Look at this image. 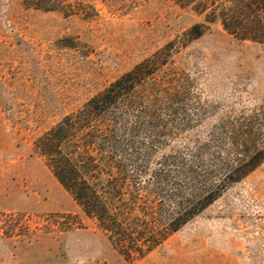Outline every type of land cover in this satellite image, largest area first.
Listing matches in <instances>:
<instances>
[{
	"label": "rangeland",
	"instance_id": "obj_1",
	"mask_svg": "<svg viewBox=\"0 0 264 264\" xmlns=\"http://www.w3.org/2000/svg\"><path fill=\"white\" fill-rule=\"evenodd\" d=\"M251 7L239 0H0V264H264V42L240 36L262 29L264 17L257 20ZM161 50L169 52L155 83L179 73L184 110L169 121L184 126L152 144L142 140V177L174 157L206 169L207 189L228 175L218 196L158 246L126 257L83 214L35 142ZM155 190L153 198L140 193L151 199L158 225L204 194L186 189L172 203L170 188Z\"/></svg>",
	"mask_w": 264,
	"mask_h": 264
},
{
	"label": "trees",
	"instance_id": "obj_2",
	"mask_svg": "<svg viewBox=\"0 0 264 264\" xmlns=\"http://www.w3.org/2000/svg\"><path fill=\"white\" fill-rule=\"evenodd\" d=\"M239 2L249 10L251 5H256L254 17L257 20L259 16L264 17V0ZM224 26L232 30L230 24L224 23ZM241 33V38L264 42V26L252 33ZM168 52L161 50L135 64L35 142V148L46 158L50 170L83 214L126 257L131 252L141 256L158 246L218 196L228 175L223 174L213 188L207 189L206 173L209 172L206 169L201 172V167L194 163L184 166L185 162L175 157L164 160L151 178L141 175L144 165L138 154L142 140L152 144L155 137L174 134L172 130H181L184 126L169 121V117L175 119L184 110L182 105L187 94L180 83H175L179 81V73L172 71L167 77L161 76L164 83H155ZM67 144H71L70 148ZM184 175L185 181H182L180 177ZM240 176L235 175L232 181ZM152 185L155 189L170 188L168 199L172 203L180 197L178 192L186 189L204 191V194L186 199L181 212L171 215L167 224L158 225L160 221L151 211V199L143 200L140 193H153L151 198L155 197L157 193L150 188Z\"/></svg>",
	"mask_w": 264,
	"mask_h": 264
}]
</instances>
